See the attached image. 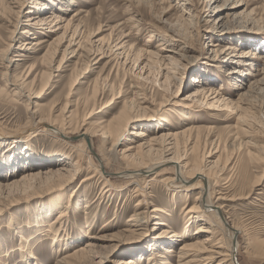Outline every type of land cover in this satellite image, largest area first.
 <instances>
[{"label": "rangeland", "instance_id": "1", "mask_svg": "<svg viewBox=\"0 0 264 264\" xmlns=\"http://www.w3.org/2000/svg\"><path fill=\"white\" fill-rule=\"evenodd\" d=\"M64 1L59 4L57 0H0V132L7 140L17 134L30 139L24 144H0V187L7 191L0 195V264H27L22 261L19 249L22 240L29 241L33 247L34 255L29 264H56L58 257L51 242L36 243L43 237L36 233L35 223L45 224L55 219L57 213L48 218L45 209L52 207L56 200L64 203L68 197L72 199V206L62 222L69 240L63 232L61 238L72 246L64 252L71 254L76 246L84 247L88 242H96L99 246L98 252L96 250L83 261L71 257L69 262L73 264H118L129 258L128 251H146L149 243L165 228L156 225L158 220L180 233L186 220L181 209L184 204H193L197 190L172 196L161 182L164 177L171 176V167H166L159 175H156L159 171H154L150 177L157 179L146 190L151 203L148 211L161 210L159 215L150 216L148 223L136 228L133 236L124 231L137 203L141 202L140 210H144L146 203L134 185L128 186L115 175H112L115 178L108 177L107 173L131 169L121 152L133 144L131 132L138 128L151 136L189 128L192 144L186 149L181 147L178 155L187 151L189 162L197 160L203 165L207 160L210 166L218 158L220 178L210 179L211 188L217 192L229 185V191L225 192L249 194L247 199L242 197L230 202L227 209L230 223L240 229L235 236L239 241L237 264H262L264 160L259 164L249 163L245 152L264 155V91L250 95V125L240 126L236 133L247 134L237 136L249 141L240 153L233 148L237 119L232 114L234 110L216 107L218 111H211L208 104L218 94L232 101L231 106L241 105L237 101L239 92L233 87L239 83L229 74L235 66L219 61L217 53H211L214 47L210 44L250 49L255 53L252 62L257 64V55H264V0H243L235 13L229 16L221 13L225 18L222 22H216L217 16H214V8L221 7L220 0ZM34 37L36 40L32 39ZM209 88L216 94L211 95ZM32 114L34 118L31 119ZM135 114L136 117L122 129L114 152H108L109 144L94 138L93 147L98 158L93 159L97 163L100 158L105 165L100 174L102 178L94 174V168L86 159H82L80 176L62 192L36 184L38 180L33 183L34 190L8 194L6 184L19 181L30 172L55 171L59 165L79 158L69 145L57 143L49 135L39 133L30 138L34 131H30L32 120L44 116L61 121L70 115L66 122L67 132L72 135V130L79 125L93 128L102 123L115 124ZM186 136H180V140ZM73 137L69 144L78 142L79 137ZM171 152L174 149L165 155L170 156ZM208 152L212 155L207 158ZM228 157L241 158L245 167L243 177H235V172L229 168L231 165L228 170L221 171ZM97 170H100L98 164ZM89 176L92 179L87 184L80 181ZM259 177L262 181L253 186V179ZM104 178L112 185L107 188L110 189L108 193L101 195ZM222 178L225 181H221ZM227 181V185L221 186ZM85 205H88L86 210ZM195 227L197 224L191 228ZM116 234L121 237L116 240L111 237V242L97 239ZM113 245L116 247L111 253ZM175 245L177 249L180 242ZM166 258L165 264H175L174 257ZM138 262L148 264L147 258Z\"/></svg>", "mask_w": 264, "mask_h": 264}, {"label": "bare ground", "instance_id": "2", "mask_svg": "<svg viewBox=\"0 0 264 264\" xmlns=\"http://www.w3.org/2000/svg\"><path fill=\"white\" fill-rule=\"evenodd\" d=\"M63 1L64 0H57V3L61 4ZM67 1L71 2V0ZM220 1H222L221 7H213L214 16H217L216 22L221 21L224 18L221 17L222 12H226L227 14L224 15L229 16L230 13H235L236 10H238L244 2L243 0ZM222 25L218 26L221 27ZM225 30L227 31L228 28L226 27ZM32 39H35V37ZM27 44H29V42H25V45ZM219 46L220 45L218 43H215L214 45L210 44V47H214L211 50V53L216 52L218 60L224 64H227V66H235L234 69L229 72V74L232 75L231 78H233L234 81L239 83L235 84L233 87L236 92H239L237 93V101L238 104L241 105L231 106L233 103L232 101L228 100L224 96H218L217 94L215 98H213V100L208 104V110L218 111L220 107H225L227 109H231L232 111L234 110L232 114L235 115L237 119H235L236 132H234L236 136L234 140L236 142L234 141L235 147L233 146V148H237V152L240 153L242 148L248 146L249 141L241 140L237 136H245L247 134L236 133H238L240 126H245L250 122V95H256L264 91V55H257L256 60L258 63L254 64L253 62L255 61L252 62L251 57L254 56L255 53L251 52L250 49L242 50L238 49L234 45H225L222 47ZM218 47L221 49H218ZM231 52L236 53L233 54ZM245 82L249 85L245 84ZM15 89L22 90V87L15 86ZM209 92L212 95V93H214L215 91L212 88H209ZM247 97L248 99H246ZM242 105L246 106L247 108H243ZM216 107L218 109H215ZM69 116H64L65 119L63 118V120L61 121H58L57 119H51L50 117L47 118L44 116H42L38 120H32V126L30 127V131L32 129H34V131L36 129L37 130L35 132L32 131L33 134L29 137L32 138L34 136H38L39 133L49 135L50 137L55 139L57 143L58 141H61L66 145H69L70 150L72 152H77L79 154V158H76L73 162H69L68 164L59 165L55 171L48 169L44 173L30 172L27 175L22 176L19 181L15 180L10 184H6L5 187H7L9 190L8 194L12 192L16 194L25 193L34 190L36 187L33 183L35 181L37 182L38 180L39 183L36 184H43L45 187L51 188L52 191L54 190L56 192H62L65 190L66 186L70 185L75 180V178H78L80 176L81 170L83 168V166H81L82 159H86L87 163L94 168V174L101 176V170H104L105 165L102 159L99 158L97 160V163L93 159L94 157L98 158V154L96 153L93 147L94 138L102 140L103 144L105 145L109 144L110 149L108 152H114L115 146L117 145L118 140L120 138L122 129L124 128V126L126 127L130 119H134L136 117V114L133 117H131V115L125 116L124 122L121 120L116 122L115 124L102 123L101 125L95 126L93 128H83L82 124L72 130V135L69 134L70 132H67L69 130V126H67L68 123L66 122V120L69 118ZM32 118H34V114H32L31 119ZM83 126H85V124ZM186 133L189 134V137L186 136ZM2 134L3 133L0 132V144L10 142L11 144L18 145L21 143L24 144L30 140L29 138H20V134H17L11 140H7L4 139V136ZM158 134L159 133L157 132L155 133V135L157 136H151L150 133L148 134L146 130H142L141 128L132 131L131 135L133 136L134 140L132 142L133 144H129L123 149V151L121 150L122 159L128 162V164L131 166V169H126L122 172H114L115 174L107 173L108 177L115 175L116 179L123 181L128 186L134 185L135 188H137V191L141 193L146 203H144L146 206L144 210H140V207H142L141 202L139 201V203H137L135 211L130 215V218L127 220L126 230L124 231H127L128 235L131 234V236H133L132 234L136 228L146 225L148 223L147 220L150 216L153 218L159 215V213L161 212V210L158 209L148 211V206H150L151 203L148 202L146 190L156 178L154 176L150 177V175L154 171H159L156 173V175H159L158 173H160L161 171H165L167 169L166 167H169V169L171 167V176L164 177L161 182L166 187V190L171 192L172 196L178 193H183L184 195H187L195 190H197V195L194 197V202L191 206L184 204L183 208L181 209L182 214L186 220H184L183 222L184 224L180 233H175L174 229H172V227L170 228L167 224H165L163 220H158L159 222H157L156 225H163L165 226V228L160 230L156 240H152L151 243H149V245L146 247V251L140 250L138 253H134L133 250L128 251L127 253L128 255H130L129 258L121 260L118 264H139L138 261H141L144 258H147L148 264H165L168 260L166 256H170L171 258L174 257L175 264H237L239 241L235 236L238 235L240 229L237 228L235 224L230 223L228 218L230 214L228 213L227 209L229 208L230 202H233L236 199L242 197L247 199L249 194L246 196L244 193L240 194L238 192L240 195L239 197H237L238 193L235 194L233 192H225V190L229 191V189L227 188L229 187V185L225 187V190L221 188L217 192H215L214 187L211 188L212 182H210V179H212L213 177L220 178L218 176L219 174L217 171V167H219L218 158L216 159L215 163H212V166H210V164L208 165L209 162L207 160L204 161L203 165H201V163H199V161L197 160L189 162L186 158L187 151H183V154L178 155L181 147L186 149L188 145L192 144L193 140L191 141L189 128H186L180 132H166L160 135ZM184 135L186 136V139L180 140V136L183 137ZM73 136L79 137V140L76 144H69L68 141L71 142V140L74 138ZM171 149H174V152H171L173 154H169L170 156L165 155L166 152L170 151ZM210 153L211 152H208L207 156L205 157H210L212 155H210ZM245 156L247 162L252 164H259L264 160V155L260 156L258 153L253 154L250 153L249 150H246ZM228 161L229 164H227ZM97 164L100 168L99 171L97 170ZM230 165L231 167H229ZM228 167L232 172H235V177H243L242 171L245 167H243L240 157L233 159L228 157V159L225 161L224 166L221 168V171L225 168H227L228 170ZM243 174H245V172ZM261 177L253 179V186L259 185ZM91 179L92 176H89L82 178L80 181L85 184L88 181L90 182ZM102 180H104V183L103 189L101 190L100 194L105 195L104 193H108L110 191V189L107 188H110L112 184L110 183V180L108 178H104ZM221 181L225 180L222 178ZM224 184L227 185L228 181L223 183L221 186H224ZM253 186H251L250 188H252ZM3 191L6 190H2V187H0V195H2ZM5 193H7V191ZM187 200L188 199H185V201ZM71 206V197H68L64 203H61L59 200H56L52 203V207H50L49 209H45L48 218L52 215V213L55 212L57 213L56 218L51 219L45 224L37 221L35 223L36 227L38 228L36 233L39 232V234L42 235L41 237L44 238H42L41 240L39 238L38 240H36V243L43 242L46 240H49L51 242L52 249L55 252L56 257H58L56 258V264H73L69 262V259L71 257L76 260L83 261V259H85L86 257L91 256V254H93L97 250V248L99 250L98 243L88 242L84 247L76 246L71 254L64 252L71 244L67 245L65 241L63 242V238H61V233L63 232V236H65V238L67 237L69 240L68 230L67 228H64L62 220L68 215ZM87 208L88 205H85L84 209L86 210ZM194 224H197V227L191 228ZM89 230V228L86 230V234H88ZM117 234L111 235L109 238L106 236H100L97 239L100 241L111 242L113 241L111 237H113V239L115 238L116 240L119 239L122 235ZM89 237L92 238L93 236L89 235ZM177 241L180 242V245L177 247V249H175L174 246H176L175 243ZM78 242L79 241H77L76 243ZM262 244H264V241ZM115 247L116 245L112 246L110 251L111 253ZM19 249L20 253L22 254V261L29 264L34 255L33 247L30 245V242L22 240L19 244ZM161 251H163V253H161ZM62 252L63 254L59 255ZM249 252L250 246H248L247 248V254H249ZM162 254L165 256H162ZM76 264H80V262H77ZM262 264H264V262Z\"/></svg>", "mask_w": 264, "mask_h": 264}]
</instances>
